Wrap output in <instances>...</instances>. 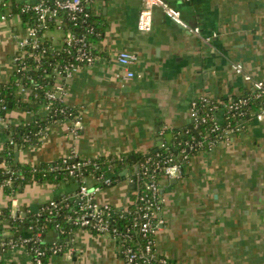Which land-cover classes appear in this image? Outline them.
<instances>
[{
	"label": "crops",
	"instance_id": "0c3cea01",
	"mask_svg": "<svg viewBox=\"0 0 264 264\" xmlns=\"http://www.w3.org/2000/svg\"><path fill=\"white\" fill-rule=\"evenodd\" d=\"M167 2L190 26L211 37L212 47L171 22L161 9L154 11L152 31L140 32L142 0H91L87 7L100 28L92 44L98 60L82 66L66 85L65 105L80 119L78 132L72 133L70 120L53 124L39 144L17 152L18 162L51 164L71 154L91 160L142 158L181 142L193 122L194 100L226 102L250 89L232 65L241 64L246 74L264 81V0ZM30 28L19 16H11L10 8L0 10V83L14 74L18 41ZM65 38L59 29L45 34L56 50L63 48ZM123 51L136 55L137 63L120 65L117 55ZM128 71L135 77L125 79ZM32 119V114L20 111L10 112L6 121L0 118V146L10 139L5 130L9 122ZM245 126L227 142L185 155L181 174L161 182L158 258L169 264H264V121L253 119ZM128 172L123 170L111 187L88 181L90 189H100L96 201L116 210L130 209L136 184ZM78 190L73 180L37 183L16 198L12 216L38 215L56 200L77 205ZM10 204L0 190V207ZM13 237L10 222H0V238ZM49 240L59 238L50 234ZM65 249L47 264H125L120 240L110 235L77 229ZM0 264H32V255L25 246L7 247L0 253Z\"/></svg>",
	"mask_w": 264,
	"mask_h": 264
},
{
	"label": "trees",
	"instance_id": "16d2710c",
	"mask_svg": "<svg viewBox=\"0 0 264 264\" xmlns=\"http://www.w3.org/2000/svg\"><path fill=\"white\" fill-rule=\"evenodd\" d=\"M56 1L40 0L37 3L55 7ZM3 2L6 6L0 5V10L10 8L11 16H19L26 26L37 27V15L33 11H25L26 4L10 3L7 0H3ZM88 12L90 17L87 23H83L80 19L76 25L66 13H62L59 19L62 21L61 30L65 34L72 33L77 37L85 35L86 41L94 50L92 44L100 36V28L95 24L94 17L89 9ZM57 22V19L46 21V26L39 34L40 38L43 39L40 46L37 48L30 46L23 53L19 52L22 54V59L17 63L14 74L8 82L0 83V118L6 121L8 114L13 111L33 115L30 122L24 121L17 125L9 122L5 130L10 139L0 146V157L4 160L0 165V187L3 186L2 191L11 203L9 207H0V222H10V227L14 232L13 238H0V242L27 247L32 255V264H35L34 259L37 252H43L44 255L41 256V259L43 264H47L51 257L61 255L66 251V240L70 239L73 232L78 229L68 221V216L75 214L76 203L56 200L57 209L50 210V207L46 205L38 215H28L23 218L22 216H12L11 205L13 199L22 195L28 187L44 182L59 184L62 181L73 180L79 184L82 178H86L88 181L91 179L96 181L99 188L106 187L103 182L104 179L111 177L115 182L120 181L121 172L127 170L136 184L133 193L134 202L129 209L130 213L114 211L111 218L112 226L117 227L119 230V240L121 245L123 244L122 253L125 258V249L130 248L133 251H139L144 246V238L136 233L139 224L134 220L137 219L139 223L141 219L140 214L136 211V206L139 197L144 193H148V185L153 179L159 183L161 189V182L166 178L163 175L166 161L172 158L175 162H179V155H183V157L185 155L192 156L201 149H208L222 141L219 138L222 130L214 131L213 118L216 120L226 118V122L221 127L222 129L230 125L229 128L231 129L241 128V130H244L245 125L251 123L254 116L264 109V96L257 97L254 91L247 90L242 96L230 99L238 100L242 98L247 101V104L243 107L245 114L242 116L240 112L228 113L227 109L219 103L214 109L200 105L198 119L193 120L191 127L186 130L181 142L176 146L164 147L135 160L130 157L95 159L89 166L79 171L76 178L70 177L64 170L62 159L55 163L40 165L16 163L17 152L39 144L41 137L51 125L64 120L75 122L78 116L76 111L63 105L53 104L49 111L46 110V105L49 103L48 94L57 89L59 85L64 84L65 67L73 62L77 52L73 46L67 44L62 49L56 50L53 48L52 43L45 39L47 32L58 30ZM89 27H93L92 32L88 31ZM94 51L96 52V50ZM23 88L26 89L24 93L21 91ZM44 108L46 114L42 113ZM63 109H65V112H62ZM204 116L208 117L206 123L202 122ZM148 159H150V162L146 165ZM12 173L13 175H11ZM9 179H11V184L7 185ZM92 233L98 234L96 232ZM38 234H41L39 238L37 237ZM50 234L57 235L59 241H50ZM27 238L39 240L22 245L21 241ZM136 242H140L141 247L135 246ZM56 246L62 247L61 252L58 254H54L53 251Z\"/></svg>",
	"mask_w": 264,
	"mask_h": 264
},
{
	"label": "built area",
	"instance_id": "2783aa9c",
	"mask_svg": "<svg viewBox=\"0 0 264 264\" xmlns=\"http://www.w3.org/2000/svg\"><path fill=\"white\" fill-rule=\"evenodd\" d=\"M91 0H57L55 7H51L44 3H34V4H26L24 10L25 11H33L37 15V27H31L29 29L26 37L21 38L18 41L19 52H24L27 47L37 48L40 46L42 42V38H40V32L46 26V21L48 19H57L58 29L61 30L62 21L59 19L62 13H66L69 16L71 21H74L77 25V22L82 19L83 23H87L88 18L90 17L88 12V4ZM143 8L139 14L138 18V30L143 33H149L153 28V16L154 11L156 9H161L167 19H169L174 24L182 27L184 30L188 31L189 34H192L194 37H197L202 40L203 44L208 48L212 47V38L209 36H205L202 34V31L198 27H192L187 22L184 21L182 13L180 10L173 7L167 0H142ZM0 5L6 6L3 0H0ZM5 19V16L2 17ZM89 32L93 31V27H89ZM65 44L73 46L76 49V55L73 58V62L66 65L64 71V84L59 85L57 89L50 92L47 96L49 103L46 105V110H50L53 104L55 105H65V98L67 97V82L71 80L74 75L80 70V68L84 65H92L95 64L98 60V56L96 52L90 47L88 42L86 41L85 35L77 37L72 33L66 34ZM64 44V45H65ZM22 59V54L18 53L14 62L15 65ZM138 61L136 55L123 51L117 55V62L129 68L132 65H135ZM232 69L236 74L243 77V79L250 83L251 87L249 90L254 91L257 97L264 96V81L255 80L251 77V75L246 74L244 72V67L241 64L232 65ZM135 77V74L132 71H128L125 76V79H132ZM23 93L26 92V89L23 88L21 90ZM217 103L224 106L228 113L232 112H240V115H244L243 107L247 104L245 99L239 98L238 100H230L229 102H217L208 97H200L194 100L191 104V117L195 121L198 119L199 115V107L200 105H205L212 109L217 107ZM67 108V107H66ZM65 108V109H66ZM65 109L62 112H65ZM226 118H220L218 120L213 118V123L215 126L214 131L222 130L219 138L222 140L220 142L229 141L234 135L240 133L241 128H236V130L229 128L222 129V125L226 122ZM254 119L258 122L264 121V109H262L259 113L254 116ZM208 121V117H202V122L206 123ZM80 119L77 116L76 121L73 122L74 126L72 128V133H77L78 129L76 126L79 125ZM218 142V143H220ZM13 144V142H11ZM214 146V145H213ZM211 146L210 148H212ZM150 159L146 161V165L149 164ZM65 167L64 170L70 175L72 178H76L79 175V171H81L84 167H87L91 164L93 160L91 159H80L75 154L68 155L62 159ZM144 166V165H143ZM145 168H147L145 166ZM182 165L180 162H175L174 159L169 158L166 161V165L163 168V175L166 178L181 174ZM10 174L9 171H7ZM13 175V173L11 174ZM129 178V177H128ZM104 184L106 186H113L115 181L109 177L104 179ZM133 183V180H131ZM7 185L11 184V179L7 180ZM3 186L0 187L2 190ZM148 193H144L139 197L136 211L140 214V221L134 220L139 224L138 229L136 230L137 234L142 235L145 240L144 246L141 247L140 242H136L135 246L141 247L139 251H133L132 249H125L124 254L126 255L124 260L125 264H169L165 259L158 258L156 255V234L158 232V213L162 209V195L159 183L153 179L148 185ZM100 191L98 187L90 189L88 185V180L86 178H82L79 182V190L77 192V205L76 211L73 216H68V221L71 222L73 226L78 229H84L90 232H96L99 235H110L115 238L120 237V233L117 227L112 226L111 218L112 213L114 211H121L124 213H130L129 209L127 210H116L112 206L108 204H101L96 201V195ZM17 203V199H13V205ZM50 210H54L58 208V204L56 201H52L48 205ZM136 224V223H135ZM41 234H38L39 238ZM39 239H24L21 241L22 245L30 243L32 241H36ZM7 247H18L17 244L14 243H6L0 242V250L4 251ZM123 247V244H122ZM62 247L56 246L53 251L54 254H58L61 252ZM43 252H37V256L34 259L35 264H43L41 256H43Z\"/></svg>",
	"mask_w": 264,
	"mask_h": 264
},
{
	"label": "water",
	"instance_id": "95a60500",
	"mask_svg": "<svg viewBox=\"0 0 264 264\" xmlns=\"http://www.w3.org/2000/svg\"><path fill=\"white\" fill-rule=\"evenodd\" d=\"M171 138H172V136H171ZM18 158H19V153L16 155V163L18 162ZM182 159H183V155H179V162L180 163H181ZM0 161H1V159H0ZM182 168H183L182 170H184V167H182ZM33 208H36V205ZM33 212L35 214L38 213L36 210H33ZM26 216H27V214L24 215V217H26Z\"/></svg>",
	"mask_w": 264,
	"mask_h": 264
},
{
	"label": "rangeland",
	"instance_id": "374dc122",
	"mask_svg": "<svg viewBox=\"0 0 264 264\" xmlns=\"http://www.w3.org/2000/svg\"><path fill=\"white\" fill-rule=\"evenodd\" d=\"M21 40V39H20Z\"/></svg>",
	"mask_w": 264,
	"mask_h": 264
}]
</instances>
